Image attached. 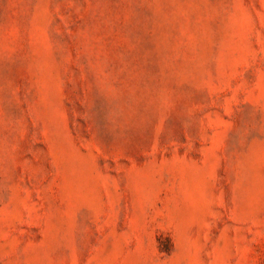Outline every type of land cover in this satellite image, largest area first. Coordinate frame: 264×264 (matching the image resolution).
<instances>
[{
  "label": "rangeland",
  "instance_id": "obj_1",
  "mask_svg": "<svg viewBox=\"0 0 264 264\" xmlns=\"http://www.w3.org/2000/svg\"><path fill=\"white\" fill-rule=\"evenodd\" d=\"M0 264H264V0H0Z\"/></svg>",
  "mask_w": 264,
  "mask_h": 264
}]
</instances>
